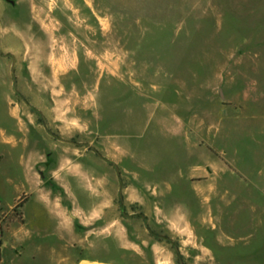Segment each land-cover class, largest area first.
Listing matches in <instances>:
<instances>
[{
  "label": "rangeland",
  "instance_id": "obj_1",
  "mask_svg": "<svg viewBox=\"0 0 264 264\" xmlns=\"http://www.w3.org/2000/svg\"><path fill=\"white\" fill-rule=\"evenodd\" d=\"M0 12L20 26L18 43L0 41V107L19 105L37 153L51 142L53 172L113 199L98 230L80 229L105 257L264 264V0Z\"/></svg>",
  "mask_w": 264,
  "mask_h": 264
},
{
  "label": "crops",
  "instance_id": "obj_2",
  "mask_svg": "<svg viewBox=\"0 0 264 264\" xmlns=\"http://www.w3.org/2000/svg\"><path fill=\"white\" fill-rule=\"evenodd\" d=\"M19 36V18L0 12V41L18 43ZM255 84L260 91L264 81ZM20 113L17 103L0 107V264H143L105 257L95 242L101 239L81 232L84 225L89 232L100 228L95 221L113 199L83 195L81 183L75 187L63 172H53L51 142H38L37 153Z\"/></svg>",
  "mask_w": 264,
  "mask_h": 264
},
{
  "label": "trees",
  "instance_id": "obj_3",
  "mask_svg": "<svg viewBox=\"0 0 264 264\" xmlns=\"http://www.w3.org/2000/svg\"><path fill=\"white\" fill-rule=\"evenodd\" d=\"M20 205V204H19Z\"/></svg>",
  "mask_w": 264,
  "mask_h": 264
}]
</instances>
